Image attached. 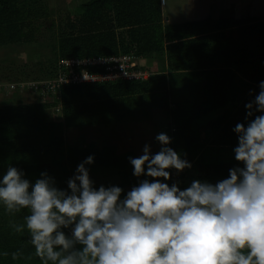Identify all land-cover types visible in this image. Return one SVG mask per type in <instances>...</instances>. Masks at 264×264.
<instances>
[{
	"label": "trees",
	"instance_id": "trees-1",
	"mask_svg": "<svg viewBox=\"0 0 264 264\" xmlns=\"http://www.w3.org/2000/svg\"><path fill=\"white\" fill-rule=\"evenodd\" d=\"M78 11H60L56 23L44 0H0V46L27 45L40 58L50 48L28 73L0 78V264H178L194 247L264 264V14L170 24L162 0H86ZM47 22L48 45L38 38ZM111 57H132L153 75L43 95L31 85L67 74L62 61ZM84 69L109 74L105 65ZM117 115L159 121L162 161L68 141L70 130ZM76 181L84 187L73 190ZM128 186L143 196L130 202ZM201 197L213 213L227 209L223 239L182 237L175 222ZM161 220L176 235L163 248L154 237Z\"/></svg>",
	"mask_w": 264,
	"mask_h": 264
},
{
	"label": "rangeland",
	"instance_id": "rangeland-1",
	"mask_svg": "<svg viewBox=\"0 0 264 264\" xmlns=\"http://www.w3.org/2000/svg\"><path fill=\"white\" fill-rule=\"evenodd\" d=\"M86 0H44L47 8L54 12L52 13L51 20L56 23L59 18L60 11H68L74 16L79 12V6L85 3ZM163 14L166 17V22L170 24H183L188 21H201L207 18L214 20H231L237 19L250 13L252 16H260L264 14V0H164L162 1ZM250 15V16H251ZM43 22L44 21H39ZM49 22L43 24L41 30H39L38 38L40 42L48 45L52 43L54 31L48 29ZM36 49V47H35ZM45 57H39L34 53L32 48L27 45H9L0 46V78L6 80L10 78L11 74L24 73L31 71L34 64L40 61L46 60L47 55L50 56L49 47L44 48ZM38 50V47L37 49ZM157 61L156 57L146 61V66L155 65ZM143 63V60L140 61ZM11 71L8 73L7 68ZM28 73V72H27ZM26 103L33 101V97L27 95L23 98ZM115 120H112L110 125H96L94 127L83 128L80 133L76 130H70L68 134V141L80 143L81 137H85L87 144H93L95 147H114L119 154L127 152H133L137 156H144L145 158L154 157L159 159L161 150L167 148V143L163 137L154 133L155 127L159 125V121L135 123L130 122L129 116L117 115L113 116ZM152 124V125H150ZM166 138V136H164ZM160 160V159H159ZM162 161V159L160 160ZM154 170H151L153 172ZM112 173V171L110 172ZM6 175V174H5ZM3 177V176H2ZM2 179V178H1ZM71 181H75L78 178L71 176ZM83 184L78 181L75 182L73 190L82 189ZM84 187V186H83ZM129 191V197L131 200H138L141 196L138 193V189H127ZM204 193V190H200L199 193ZM99 193L96 192V195ZM208 194V193H204ZM138 195V196H137ZM76 202L77 199H72ZM208 201L207 198L201 197L195 200L193 203L187 205L181 212V221L175 222L177 225H181L184 234L182 237L192 240L191 242L197 243L202 238L222 239L228 233V218L223 214L227 209H219L216 213L209 210V205L201 204L200 202ZM61 217V216H60ZM226 224V225H225ZM170 221L161 220L158 225L155 226V242L159 248H163L165 243L172 240L173 230L170 231ZM175 250L178 248V243L173 241ZM173 257L175 256L172 253ZM178 264H191V260H195L198 264H239L240 257L237 254L226 255L224 248H192L191 251L181 250L180 259H177Z\"/></svg>",
	"mask_w": 264,
	"mask_h": 264
},
{
	"label": "built area",
	"instance_id": "built-area-1",
	"mask_svg": "<svg viewBox=\"0 0 264 264\" xmlns=\"http://www.w3.org/2000/svg\"><path fill=\"white\" fill-rule=\"evenodd\" d=\"M164 3V0H162ZM114 63V65H110ZM105 65L107 67V71L109 74L107 75H95L86 71L84 68L92 65ZM61 66L65 67L67 70V74L61 73L60 76L56 80L51 81H40V83H24L21 84L20 88L25 90L29 88L30 84L36 89L41 90L38 91L39 94L43 95V93H47L49 90H55L57 86L61 84L67 83H91L102 80H116L122 79L126 81H148L153 73L149 70H138V62L132 57H111L107 59H89L85 61L78 60H65L60 63ZM79 68H81L80 72H76ZM2 88V85H0ZM5 93L7 95L12 94V91L16 88V85L9 84L5 85ZM179 209H183L182 204H179ZM175 230H178L176 227Z\"/></svg>",
	"mask_w": 264,
	"mask_h": 264
},
{
	"label": "crops",
	"instance_id": "crops-1",
	"mask_svg": "<svg viewBox=\"0 0 264 264\" xmlns=\"http://www.w3.org/2000/svg\"><path fill=\"white\" fill-rule=\"evenodd\" d=\"M152 70V69H151ZM156 135H157V132H154ZM157 137H160V135L159 136H157ZM165 141H166V143H168V141H167V139L166 138H163ZM165 154H166V148H165V150L163 149V150H161V152H160V154H159V159H163L164 157H165ZM138 156L139 157H142V158H145L144 156H140L139 154H138ZM146 159V158H145ZM145 170L146 169H140L139 171L140 172H145ZM128 188H130V189H138L139 191H141L139 188H136V187H127L126 188V192H127V194H128V199L130 200V202H132L133 200H131L130 199V197H129V191L127 190ZM139 194V196H140V194H141V192L140 193H138ZM138 196V195H137ZM141 196H143L142 194H141ZM141 198V197H140ZM139 198V199H140ZM136 201V200H135Z\"/></svg>",
	"mask_w": 264,
	"mask_h": 264
},
{
	"label": "water",
	"instance_id": "water-1",
	"mask_svg": "<svg viewBox=\"0 0 264 264\" xmlns=\"http://www.w3.org/2000/svg\"><path fill=\"white\" fill-rule=\"evenodd\" d=\"M250 183V181H246V184H249Z\"/></svg>",
	"mask_w": 264,
	"mask_h": 264
}]
</instances>
